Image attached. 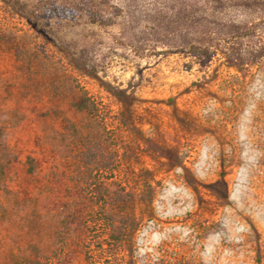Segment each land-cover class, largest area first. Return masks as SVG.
Returning a JSON list of instances; mask_svg holds the SVG:
<instances>
[{
    "label": "rangeland",
    "instance_id": "rangeland-1",
    "mask_svg": "<svg viewBox=\"0 0 264 264\" xmlns=\"http://www.w3.org/2000/svg\"><path fill=\"white\" fill-rule=\"evenodd\" d=\"M35 2L0 0V264H264V0L56 37Z\"/></svg>",
    "mask_w": 264,
    "mask_h": 264
},
{
    "label": "trees",
    "instance_id": "trees-1",
    "mask_svg": "<svg viewBox=\"0 0 264 264\" xmlns=\"http://www.w3.org/2000/svg\"><path fill=\"white\" fill-rule=\"evenodd\" d=\"M109 0H36L28 9L31 20L36 26H40L47 33L56 37L54 24H76L86 22L94 25H105L109 17ZM55 20L51 24V19ZM89 98L79 95L76 105L80 109L89 108ZM86 163L90 164L101 155L95 147L88 146L86 152Z\"/></svg>",
    "mask_w": 264,
    "mask_h": 264
}]
</instances>
